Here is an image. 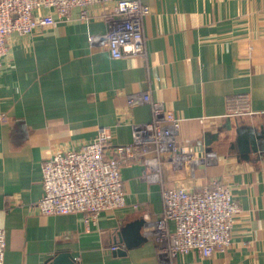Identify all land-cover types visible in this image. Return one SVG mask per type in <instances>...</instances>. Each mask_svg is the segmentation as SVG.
Instances as JSON below:
<instances>
[{
    "label": "crops",
    "instance_id": "crops-1",
    "mask_svg": "<svg viewBox=\"0 0 264 264\" xmlns=\"http://www.w3.org/2000/svg\"><path fill=\"white\" fill-rule=\"evenodd\" d=\"M142 1L152 9L144 20V57L113 58L91 44L90 34L107 30L98 4L90 21L75 19L74 9L69 21L11 35L0 66V111L7 115L0 124L4 264H49L61 250L78 264H171L146 215L164 211L162 183L144 176V162L123 166L127 206L104 210L97 222L87 224L83 212L43 213L38 205L44 161L94 140L100 126L111 128L113 143L131 142L133 124L152 121L154 113L152 101L130 100L148 94L181 117V148L197 156L192 175L168 163L164 185L200 191L220 177L241 206L229 248L208 257L183 254L178 264H264V137L246 156L233 147L238 127L264 136V0ZM233 95L248 97V111L229 115ZM141 215L144 241L129 247L120 228Z\"/></svg>",
    "mask_w": 264,
    "mask_h": 264
},
{
    "label": "built area",
    "instance_id": "built-area-1",
    "mask_svg": "<svg viewBox=\"0 0 264 264\" xmlns=\"http://www.w3.org/2000/svg\"><path fill=\"white\" fill-rule=\"evenodd\" d=\"M96 4L101 6L100 17L107 22V30L90 34L91 44L106 47L113 58L146 56L144 20L152 9L142 0H0V66L10 51L13 33L30 35L62 20L69 21L74 18V9L79 10L75 19L90 21L91 7ZM143 99L152 101L154 117L150 122L133 124L131 142L113 143L111 128L100 126L94 140L79 148L56 151L44 161L45 193L38 202L40 210L49 214L83 212L87 224L97 222L104 210L127 206L122 168L132 161H141L148 167L144 176L162 183L164 211L146 213L155 224L162 258L178 264L183 254L196 251L208 257L216 250L229 248L233 243L235 216L241 210L232 187L220 177H212L200 191L183 184L166 187V165L184 167L192 175L197 156L181 148L178 140L181 117L163 102L152 100L149 94L144 98L134 96L130 102ZM248 106L246 95L230 96L229 115H241L248 111ZM6 117L0 111V124ZM134 208L139 206L135 204ZM6 244V230L0 226V264L5 262ZM117 248L112 246V250Z\"/></svg>",
    "mask_w": 264,
    "mask_h": 264
},
{
    "label": "water",
    "instance_id": "water-1",
    "mask_svg": "<svg viewBox=\"0 0 264 264\" xmlns=\"http://www.w3.org/2000/svg\"><path fill=\"white\" fill-rule=\"evenodd\" d=\"M232 124L229 126L231 129ZM207 133L204 135V138L209 141ZM262 133H258L255 129H244L237 128V136L235 141H233V147L239 146L240 153L243 156L249 155L253 150H258L260 148V140L263 139ZM212 141V140H211ZM146 220L141 215L123 226H121L119 234L124 239L129 247H134L140 245L144 239L142 236V228L145 226ZM119 254H126L127 251L122 247H119L117 250ZM49 264H78L74 256L71 254L70 250H61L56 255H54Z\"/></svg>",
    "mask_w": 264,
    "mask_h": 264
}]
</instances>
